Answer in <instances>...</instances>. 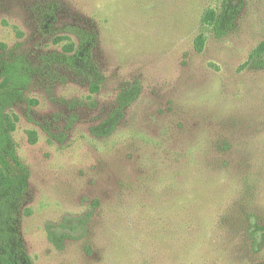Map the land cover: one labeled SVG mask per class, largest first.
Returning <instances> with one entry per match:
<instances>
[{
    "label": "rangeland",
    "instance_id": "1",
    "mask_svg": "<svg viewBox=\"0 0 264 264\" xmlns=\"http://www.w3.org/2000/svg\"><path fill=\"white\" fill-rule=\"evenodd\" d=\"M263 42L264 0H0L33 264H264Z\"/></svg>",
    "mask_w": 264,
    "mask_h": 264
},
{
    "label": "trees",
    "instance_id": "2",
    "mask_svg": "<svg viewBox=\"0 0 264 264\" xmlns=\"http://www.w3.org/2000/svg\"><path fill=\"white\" fill-rule=\"evenodd\" d=\"M232 12V7H228L225 2L221 13L213 16L212 26L216 35L222 36L229 29L233 22L230 17ZM88 50L87 43L83 42L71 61L81 59L87 62ZM254 53L258 58H264V42ZM11 77L16 79L15 68L10 64L0 65V264H33L25 250L15 218L19 203L28 190L29 171L20 161L12 138L17 118L6 113L10 97L5 90ZM112 123L109 121L100 130L104 128L103 133L106 134L109 132L105 130L106 126L112 129Z\"/></svg>",
    "mask_w": 264,
    "mask_h": 264
}]
</instances>
